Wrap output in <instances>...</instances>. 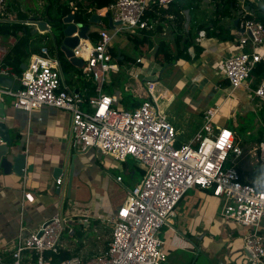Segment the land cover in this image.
Listing matches in <instances>:
<instances>
[{"label":"crops","instance_id":"crops-1","mask_svg":"<svg viewBox=\"0 0 264 264\" xmlns=\"http://www.w3.org/2000/svg\"><path fill=\"white\" fill-rule=\"evenodd\" d=\"M65 1L63 0L62 3ZM181 1L186 6L181 24L182 31L185 33V39L187 37L195 38L194 45L188 50L190 59H179L174 65H167V67L171 68L178 77H183L186 80L184 87L187 92H190V101H193L182 109V113L185 112L184 120L181 121L178 117L176 118L177 124L175 125L180 136L183 135V142H189L194 133L202 127L205 111L214 108L211 106L212 103L223 110L227 103L232 101L228 111L230 118L225 121V127L234 132L238 143L232 121L237 126L239 120L243 121L242 118L238 119V116L244 117L254 110L260 115V120L257 119V124L252 131L256 137L254 144L261 143L258 142V139L263 137L261 130L264 124V103L252 91L256 89L257 82H260L262 77L249 81V87L242 86L233 90L223 69V63L228 57L242 50H250V47L241 48L239 44L243 21L238 17L234 18V15L220 18L216 14L215 3H212L211 0L192 3L187 2L188 0ZM249 1L255 2V0ZM239 3L242 9L248 5L246 0H239ZM85 4L89 5L87 0ZM257 4L261 5L260 3ZM156 7L162 9L155 5V11ZM240 11H238L237 16H240ZM40 14L42 13L28 10L27 14L19 15L20 17H27V19L16 22L27 26L28 24L23 22L31 21ZM16 17L0 14V24L15 22ZM40 18L45 20L42 16ZM237 19L240 20L238 27L235 25ZM214 23H219L227 30L222 38L212 37L208 31L199 30L201 25L213 26ZM102 26L94 29H99V31L110 29L108 20ZM174 26L164 22L156 31L151 32L149 38L155 48L152 52L137 57V59H142L141 63H137V59L136 62L134 60L130 62L132 68L128 70L134 74L132 80H138L141 75L144 76L147 89L143 86L144 83L134 81L135 86L126 84L123 90L129 94L132 93L131 96L141 100V103L148 98H151L156 104L158 102L155 101L156 98L154 97L157 94L152 92L154 89L149 84L151 81L149 79L160 74V71L164 70L165 64L162 61H157L154 53L162 41L171 45L176 52L177 33L174 32ZM161 27L162 30H160ZM27 28L30 30L28 26ZM145 35L140 31L134 35L127 33L123 41H130V37L141 40ZM229 36L233 38L227 39ZM50 38L52 37L50 36ZM117 38L118 36L113 41ZM16 40L17 38L14 36L0 35V51L6 50L4 56L0 58V65L3 64L4 57L16 43ZM184 46L181 44L182 48ZM257 53L262 56L263 59L260 64L264 66V44L257 49ZM30 58L23 65H27ZM117 60L121 62L123 68L127 56L119 51ZM134 65H137V69H134ZM118 66L119 71L112 73L121 72V66L119 64ZM137 75L138 77H136ZM85 78L87 77L83 76L82 79L84 80H79L78 77H74L70 85H67L66 82L65 85L70 91L85 98L89 91L85 86V83L88 82ZM14 84L18 85L15 81ZM112 86L113 81L109 77L103 91L107 88L111 91L107 95L117 96L119 99L115 105L117 108L121 104L126 111H133L138 107L133 101L125 100L117 89V92L115 89L113 91ZM5 96L6 108L8 109L6 123L20 152L26 155L27 164L23 176H19L13 171L6 173L0 168V255L6 261L9 260L11 252L17 246L20 235L27 237L30 233L38 230L45 221L56 215H62L71 218V224L74 225V228L77 226L79 230L72 237L74 241H70L67 247L62 243V249L69 251L72 256L79 255L85 259L98 256L108 247L110 240L102 249L108 229L112 235L113 229L109 220L125 204L130 191L142 182L144 170L133 158L134 161L132 162L130 157L125 161H117L110 156L102 155L96 149H90L87 152L78 151L74 145L72 114L69 111L44 106L41 109L27 112L15 107L14 97L8 94ZM169 97L171 100L175 98L171 94ZM158 108L170 121V116L163 113L160 107ZM194 117L198 118L194 119ZM188 118L191 121L193 119L199 120L200 124L193 127ZM107 158L121 163V167L123 166L132 180H135L136 173L140 172L141 180H136L131 186V183H126L120 174L112 175L111 172L115 165H110ZM257 165L258 162L250 165V168L247 169H243L241 166L238 168L243 172H252ZM118 177L122 178L121 182L117 180ZM59 179H63L61 185L57 184ZM245 179H248V176ZM223 204V200L215 197L210 190L194 188L186 193L176 206L167 225L163 227L162 230L166 229L163 238L161 237L162 230L159 235L166 245L168 254L166 264L247 263L249 257L244 248V239L249 234L250 228L223 218L221 214ZM85 219L89 220L88 227L79 224L80 220ZM262 232L264 234V223ZM95 235L96 237H94ZM87 249L100 251L96 253L86 252ZM91 254L92 256H90Z\"/></svg>","mask_w":264,"mask_h":264},{"label":"built area","instance_id":"built-area-1","mask_svg":"<svg viewBox=\"0 0 264 264\" xmlns=\"http://www.w3.org/2000/svg\"><path fill=\"white\" fill-rule=\"evenodd\" d=\"M175 1L117 0L107 7L115 27L100 30L97 43L82 40L74 49V57L84 62L83 75L96 85L97 95L88 99L67 88L60 60L47 47L31 56L20 74L11 66L0 65V75L12 78L19 86L17 90H4L14 97L17 109L32 112L51 106L69 111L78 151L96 149L117 161L132 157L144 170L142 182L130 191L125 204L109 220L113 230L108 247L90 260L72 256L57 264H166L168 254L160 231L178 203L194 188L212 191L223 200V218L250 228L244 239L249 257L246 264H264V188L243 182L238 164L227 165L230 156L234 162L243 158L244 151L231 129L213 124L219 107L205 111L202 127L189 142H179L176 126L151 98L133 111H126L115 106L117 96L103 93L109 74L119 71L111 53L113 40L124 32L134 35L142 30L156 31L164 21L160 16L149 17L155 12L154 6L168 9ZM5 2L0 0L2 16ZM242 28L239 44L250 50L233 54L223 63L233 90L249 87L248 82L254 79L253 72L263 59L257 49L264 44V25L248 19ZM5 52L0 51V58ZM141 62L138 58L137 63ZM252 92L264 103V77ZM254 150L258 164L264 166V142ZM117 180L121 182L122 178ZM62 183L63 179L57 180L58 185ZM79 224L88 227L89 220H80ZM64 233L72 238L76 229L71 218L56 215L29 236L20 235L10 259L6 261L0 255V264H55Z\"/></svg>","mask_w":264,"mask_h":264},{"label":"trees","instance_id":"trees-1","mask_svg":"<svg viewBox=\"0 0 264 264\" xmlns=\"http://www.w3.org/2000/svg\"><path fill=\"white\" fill-rule=\"evenodd\" d=\"M46 1L47 4L44 8L43 13L40 15H36L34 17V20H38L40 16L44 17V19L51 25L55 33L56 40L59 44L60 36L62 35V31L65 28V25L63 24L64 17L73 12L76 17V21L83 24H87L90 17L96 12L101 16V18H107V15H109L107 7L117 0H90L89 5L85 4L86 0H66L64 3H62L61 0ZM198 1L202 0H188L187 2L192 3ZM181 2V0L172 2L168 10L158 9L156 7V11L149 14V17L151 18L155 19L160 16L161 20L166 24L175 25L174 32L177 33L176 52H174L171 45H169L165 41H162L159 43L154 53L155 59L157 61H162L165 65H174L175 62L179 59H190L188 50L191 46L194 45L195 38L187 37L185 39V33L184 31H182L181 24L183 22V12L186 6ZM211 2L215 3L216 14L219 15L220 18L231 17L232 15H234V18L238 17L243 22L245 20L251 19L264 25L263 0L261 2V5H258L256 2L246 0V4L250 5L251 9L249 13L245 12L240 16H237L238 11L242 10V6L240 5L239 0H211ZM157 11L161 12L160 15H158ZM170 15L174 16V19H169ZM15 19V22L0 24V35L8 37L14 36L17 38L16 43L11 47V49L4 57L3 65L11 66L17 73L20 74L22 72V65L27 62L32 54L39 53L41 48L46 46L49 49L51 55L54 57H58V59L60 60L65 76V82L67 85L71 84L74 77H78L79 80H84L82 79L84 76L82 69L73 66L65 57L64 53L59 52L58 55L55 53V49L53 47V39L50 38L49 34L31 35V31L27 28V26L23 25L20 22H16L19 20H26L27 17L19 16ZM160 30H162V27L160 28ZM199 30L208 31L210 36L219 38H222V36H224V34L227 32V30L219 23H214L213 26L201 25L199 26ZM140 32L146 34L145 37L141 40H138L136 38L132 39L130 37V42H132L134 44V47L140 52V56H144L148 52H152V50L155 48V45L152 43V41H150L149 38L151 32L145 30H142ZM232 38V36L227 37V39ZM89 40L94 43H97L100 40L99 29H94L89 34ZM181 44L185 45L184 48L181 47ZM196 48L198 50V47ZM111 53L114 58L118 57V53L115 52L112 47ZM260 63L257 64L253 72L254 78H263L264 76V66ZM85 79L88 80V82L85 83V86L89 90L85 98L88 99L89 97L96 95V85L92 79ZM259 83L260 82H257V84ZM257 86L255 88H257ZM130 101L136 103V106L138 107L141 105V100L130 98ZM262 133L263 137H260L258 139V142H264V132H261V134ZM239 172L241 174L243 182H249L255 185L258 189L264 188V166H262L261 164H258L256 169L252 172H243L240 169ZM142 174H144V172H142ZM246 176H248V179H245ZM71 256L72 254L69 251L62 249L61 254L54 258V263L57 264L63 260L69 259Z\"/></svg>","mask_w":264,"mask_h":264},{"label":"rangeland","instance_id":"rangeland-1","mask_svg":"<svg viewBox=\"0 0 264 264\" xmlns=\"http://www.w3.org/2000/svg\"><path fill=\"white\" fill-rule=\"evenodd\" d=\"M62 1L63 0H61V2ZM87 2L90 3V0H87ZM255 2L261 4L262 0H255ZM46 4H47L46 0H6L5 6H4V9H5L4 15L9 14L11 16L16 17V16L23 14V13L27 14L28 10H31V11L34 10V12H36V13H38V12L43 13L44 8L46 7ZM106 23H107V18H102V23L99 26V28L103 27L102 25L103 24L105 25ZM109 32L112 33V31H109ZM126 36H127L126 32L121 33L118 36V38L115 41H113L112 48L117 53L119 51H122L127 56V61H124V63H123L124 67L122 68L121 62H119L117 60V58H115L114 62L118 63L121 66V72L116 73V74L110 73L109 77L113 81L112 90L114 91V89H115V91H116V89H117V91L123 95V98L125 100H127V99L130 100V98H133L131 96L132 93L129 94L128 92H124V90H123L124 86L126 84H131V85L135 86L134 81H139L141 84L144 83L143 86L147 89V82H145L146 79L142 75L140 76V78L138 80H132V79H134L133 78L134 74L133 73L131 74V72H130L131 70L129 71L128 69L132 68V65L130 62L132 60H134L136 62L137 57L140 56V52L134 47V44L132 42L123 41L124 37H126ZM181 63H182V61H181ZM134 66H135L134 69H137V65H134ZM156 68H158V67H156ZM163 69L164 70L160 71V74H156V76L154 75V77L149 79V80H151V81H149V84L154 89V90H152V92L154 94H157L154 97V98H156L155 101L156 102L160 101L159 103L157 102L158 107H160V109L162 110L163 113L170 116V121L175 125V124H177L176 123L177 117L181 121L184 120V118H185L184 113L185 112L182 113L183 112L182 109L184 108V106L189 105L193 101H190L191 100V98H189L190 92H187V90L184 87L186 80H184L183 77H178L171 70V68L167 67V65H164ZM184 72H186V71H184ZM160 88H162V90H160ZM158 90L162 94H159L160 92ZM110 92L111 91L108 90L107 88H105L103 91L104 94H109ZM170 94L173 95V97H175L173 100L169 99ZM162 98L166 99L168 101H165ZM231 103H232V101L227 103V106L224 107L223 110L219 111L216 118L213 120V124L215 126L221 125L220 128L226 126L225 121L230 118L228 111H229V108L231 107ZM211 106L215 108L216 104L212 103ZM118 110H124L123 104L120 105ZM179 114H181V115H179ZM173 117H174V119H173ZM197 118L198 117H194V119H197ZM240 118H242L243 121L239 120L237 126L232 121V126L234 127V130L236 132L237 139L239 141L238 143L240 144L241 148L244 150V156H243V158H241V160H239V159L234 160V162H233V157L230 156V159H229L227 165H231V164L236 163L239 166H241L243 169L244 168L247 169V168H250V165L258 162L256 150H254V149L258 146L259 143L254 144L256 137L253 135L252 131L254 130V128L257 124V119L260 118V115L258 112L253 110V111H250L249 113H247L244 117L238 116V119H240ZM188 119L191 122L190 124L193 125V127H196L200 124L199 120L193 119V121H191L190 118H188ZM221 119H222V121H221ZM218 120H219V122H218ZM242 122H244V123H242ZM261 132H264V124L262 126ZM182 136L183 135L178 137L179 142H183ZM248 150H250V151H248ZM107 159H108L110 165L111 164L115 165L113 168V171L111 172L112 175L120 174L124 178L126 183H131V186H132V184H134V182L136 180H141L140 172H137L136 173V179L132 180V178L124 170L123 166L121 167V163L115 162L110 158H107ZM130 160L132 162L134 161L132 159V157H130ZM110 165H109V167H110ZM120 167H121V169H120ZM224 222H226V221L224 220ZM75 228H76V231L78 232L79 230H78L77 226ZM165 232H166V229L162 230V233H163L161 236L162 238H163ZM160 233H161V231H160ZM94 237H96V235ZM110 237H111V231L108 229L107 233H106V238H104V239H106V241L103 244L102 249L104 248V245H106V242L108 243V241L110 240ZM104 239H102V240H104ZM70 241H74V238H70L67 235V233H64V236L62 238L63 245L67 247V245L70 243ZM99 251L100 250H96V251L94 250L93 251V249H87L86 250V252H95V253L99 252ZM74 256H79V255H74ZM90 256H92V254ZM86 260H90V259H86Z\"/></svg>","mask_w":264,"mask_h":264},{"label":"water","instance_id":"water-1","mask_svg":"<svg viewBox=\"0 0 264 264\" xmlns=\"http://www.w3.org/2000/svg\"><path fill=\"white\" fill-rule=\"evenodd\" d=\"M250 9V5H246L244 9L239 12V15L244 14L246 11H250ZM107 20L110 29H113L115 27L113 18L107 15ZM23 23L28 24L27 26L30 28L32 35L38 33L49 34L53 39L55 53L57 55L59 52L64 53L65 57L73 66L82 69L84 62L81 58L74 57V49L81 44L82 40H89V34L94 28H98L102 22L101 16L98 13L93 14L87 24L78 23L74 14H68L63 18L65 28L60 36L59 44L52 27L42 18L38 20L32 19L31 21ZM239 23L240 20L237 19L235 21L236 27L239 26ZM241 33H244L243 29H241ZM25 68L26 65H22V70H25ZM18 88L19 86L14 84L13 79L0 75V168L6 173L13 171L15 174L23 176L26 169L27 157L24 153L20 152L6 123L8 109L6 108V93L4 92V89L17 90Z\"/></svg>","mask_w":264,"mask_h":264}]
</instances>
